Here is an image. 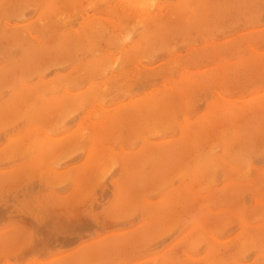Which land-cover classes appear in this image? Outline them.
Returning a JSON list of instances; mask_svg holds the SVG:
<instances>
[{
	"label": "rangeland",
	"instance_id": "rangeland-1",
	"mask_svg": "<svg viewBox=\"0 0 264 264\" xmlns=\"http://www.w3.org/2000/svg\"><path fill=\"white\" fill-rule=\"evenodd\" d=\"M0 264H264V0H0Z\"/></svg>",
	"mask_w": 264,
	"mask_h": 264
},
{
	"label": "bare ground",
	"instance_id": "bare-ground-1",
	"mask_svg": "<svg viewBox=\"0 0 264 264\" xmlns=\"http://www.w3.org/2000/svg\"><path fill=\"white\" fill-rule=\"evenodd\" d=\"M144 1V0H143ZM146 1V0H145ZM138 2V1H137ZM136 2V3H137ZM144 4H145V2H143ZM134 4V3H133ZM138 4V3H137ZM146 4H147V2H146ZM144 7V6H143ZM142 7H140V9H141ZM150 16V15H149ZM149 19V18H148ZM34 52V51H33ZM93 65V64H92ZM81 66V65H80ZM92 67V66H91ZM96 68V67H95ZM93 69V68H92ZM26 70V69H25ZM25 109V108H24ZM22 110V109H21ZM25 111V110H24ZM23 112V111H22ZM228 118V117H227ZM46 136V135H45ZM199 174V173H198Z\"/></svg>",
	"mask_w": 264,
	"mask_h": 264
}]
</instances>
